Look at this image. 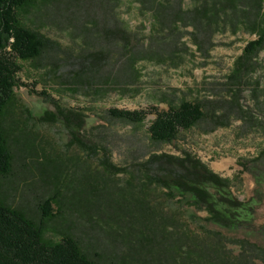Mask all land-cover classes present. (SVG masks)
<instances>
[{
    "label": "rangeland",
    "instance_id": "374dc122",
    "mask_svg": "<svg viewBox=\"0 0 264 264\" xmlns=\"http://www.w3.org/2000/svg\"><path fill=\"white\" fill-rule=\"evenodd\" d=\"M204 1L216 0H38L23 14L46 47L18 60L16 102L3 119L13 169L0 198L39 221L44 201L58 197L47 238L74 236L98 264H264V253L232 240L264 247V49L240 81L231 78L257 34L242 11L196 18ZM184 100L200 102L204 120L171 142L153 140L157 112ZM58 108L75 119H39ZM114 108L147 117L132 122ZM185 152L230 179L252 224L223 227L189 194L151 181L153 154ZM146 225L155 238L147 247L137 241Z\"/></svg>",
    "mask_w": 264,
    "mask_h": 264
},
{
    "label": "trees",
    "instance_id": "16d2710c",
    "mask_svg": "<svg viewBox=\"0 0 264 264\" xmlns=\"http://www.w3.org/2000/svg\"><path fill=\"white\" fill-rule=\"evenodd\" d=\"M37 2L0 0V178L8 176L13 169L10 136L3 125V119L8 108L16 102L15 88L19 82L17 74L21 69L18 60L35 59L46 47L44 37L26 26L22 19L23 14ZM205 2L192 10L196 18L220 19L223 14L242 11L243 16L250 19V31L257 34V38L247 43L235 61L231 78L240 81L264 49V0H216L210 7ZM109 112L112 116L137 123L147 117V112L143 110L114 108ZM75 115L73 111L58 108L56 112L46 111L39 119L54 121L62 117L70 121L75 119ZM205 116L206 112L200 102L184 100L179 105H171L168 110L157 112L149 126L150 137L155 141L171 142L181 131L193 128ZM72 131L74 140L91 149V144H87L77 134L80 128L73 127ZM147 163L159 166L149 174L151 181L170 190L175 187L183 195L189 194L190 205L208 212L206 219L231 229L241 228L252 220L253 208L233 195L230 179L213 171L197 156L189 152L182 156L153 154ZM57 199L52 196L44 201L42 219L37 221L0 198V264H98L74 236L67 234L57 241L45 236L44 222L55 216L52 205ZM145 228L146 231L140 233L137 241L147 247L148 243H155V238L151 233L152 226L146 225ZM215 234L219 240L225 237L219 231ZM232 240L241 243L243 247L249 246L264 253V247L249 238Z\"/></svg>",
    "mask_w": 264,
    "mask_h": 264
}]
</instances>
